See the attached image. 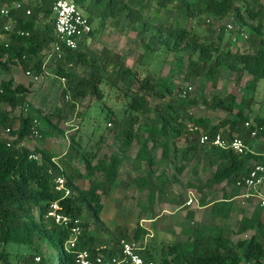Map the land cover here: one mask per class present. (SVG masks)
<instances>
[{"label": "trees", "instance_id": "16d2710c", "mask_svg": "<svg viewBox=\"0 0 264 264\" xmlns=\"http://www.w3.org/2000/svg\"><path fill=\"white\" fill-rule=\"evenodd\" d=\"M72 1L88 16L90 22L94 18L104 20L110 17L118 23L122 17H126L127 25L131 29H139L141 35L145 31L153 32L162 48L176 53L187 52L185 79L201 76L210 81L222 68H226L235 73L236 80L243 74L247 75L245 91L251 89L257 80L264 79V7L259 4L256 9L254 4L257 0H253V3L242 0L247 18L256 20L255 24L246 20L243 7L237 4L239 0H181L177 4L187 17L209 13L221 18L232 14L239 27H234L231 32L243 37L242 33L248 30L246 45L242 50L233 48L231 41L224 40L226 28L223 26H220L215 37L209 35L203 38L185 26L161 22L155 26L152 21H143L141 9L132 6L130 0ZM172 1L159 0V4L164 6ZM15 3L20 6L13 7ZM3 4L10 7V13L0 17V35L4 36L0 39V70L7 71L11 66L20 65L33 75L41 74L44 59L48 56L45 49L54 41L53 0H35L34 4L24 0H0V6ZM27 9L30 10L29 14L26 13ZM6 22L13 25L9 31L3 28ZM90 36L92 30L87 37ZM145 46L150 45L146 42ZM53 56L54 74L62 78L64 84L59 92V105L52 111L36 108L23 113L22 109L28 105V88L15 83L11 76L0 80V130L8 127L12 138L8 145V139L0 136V260L3 263L9 261L10 252L5 247L9 243L37 251L41 240L57 251L54 264H75L79 249L95 253L97 248L104 246L102 253L113 254L121 238L140 240L146 233L137 225L130 236L124 228L117 229V233L109 239L98 236V228L102 227V199L115 183L122 162L118 155L104 153L98 157L100 144L104 140L102 135L95 141V150H84L75 132H71L66 151L59 157H55L47 144V140L62 135L65 129H71L68 125L69 114L80 100L88 96L103 99L100 86L104 80L113 86L119 83L123 85V94L127 99L123 111L126 113L117 116L109 111L107 120H110V129L121 151L130 150L134 142L138 144L132 169L141 167L142 162L153 165L155 159L150 151L157 147L161 149V160H171L172 154L174 160L179 162L176 164L179 172L188 165L196 176L199 171L210 169L207 178H196L187 185L200 193L199 202L202 205L207 189L223 185L222 196L212 203L210 212L212 217L229 214L232 205L230 196L237 197L244 192L236 184L237 181L245 177L251 166L262 162V155L250 150L237 153L230 147L201 145L199 135L201 131L209 135L220 133L226 140L239 136L247 144L254 124H264V117L255 116L253 123L246 126L249 105L246 110L241 109L231 93L224 97L214 96L208 103L211 108L223 109L230 116L217 124H212L205 116L196 117L188 112V106L196 100L189 97L187 91L185 94L180 88L175 91L168 80L156 78L150 73L140 76L126 65L118 53L107 48L88 53L84 49L62 47L61 55ZM78 66H86L89 71L81 74L71 68ZM149 99H153L154 103L150 104ZM237 106L239 109L233 112ZM17 108L21 110L15 115ZM150 114L153 115L152 122L145 120ZM39 123L45 124V128L42 129ZM38 136L44 139L43 146L30 148L24 144L25 139ZM182 138L185 145L178 147L177 141ZM73 161L85 173L74 166ZM84 174L89 179L88 186L82 188L77 180ZM57 175L65 177V185L72 191L70 195H63V191L54 189ZM154 179L157 185H152L153 182L147 177L139 180L148 186L150 202L154 200L155 192L165 193L169 183L164 171ZM53 202H57L60 210L71 218L72 224L75 219L79 220L73 224L80 227L75 248L65 247L70 227L57 224L46 216ZM227 231L238 235L248 231L252 233L247 238L234 241L226 234ZM161 248L158 264H264V206L255 208L249 216L242 215L234 231L228 224H193L186 228L184 240L165 243ZM152 252L143 249L142 255L145 260L152 259L156 263ZM37 256V252H28L23 260L34 262ZM44 262L45 259L40 257L37 264Z\"/></svg>", "mask_w": 264, "mask_h": 264}, {"label": "rangeland", "instance_id": "374dc122", "mask_svg": "<svg viewBox=\"0 0 264 264\" xmlns=\"http://www.w3.org/2000/svg\"><path fill=\"white\" fill-rule=\"evenodd\" d=\"M27 1L34 2L35 0ZM180 1L181 0H173L164 6L159 4V0H130L129 2H131L132 6L141 9L143 21H152L155 26L160 22L164 24L170 23L172 25L185 26L203 38H208L209 35L215 37L220 26H223L226 28L224 40L231 41L233 48L237 47L240 50L245 48L246 38L235 36L234 33L231 32L233 29H228L227 26H225L226 23H231L234 27H239L232 14H227L221 18H217V16L209 13L187 17L177 7V4ZM251 1L253 3V0ZM237 4L243 7L242 11L246 20L251 24H255L257 22L256 20H250L247 18V14L244 11L243 1H237ZM259 4H262L264 7V0H257L254 7L256 9L259 8ZM39 21H41L40 18ZM114 21L115 19L110 17L104 20L94 18L91 21L92 36L87 37V35L80 42L78 48L84 49L88 53L99 52L102 48H107L111 52L118 53L126 65L131 69L136 70L140 76L150 73L156 78L168 80L174 85L175 91L179 88L181 90H186L188 96L196 100L194 104L188 106V112L196 117L205 116L212 124H217L230 115H228L227 111L223 109L211 108L208 103L213 100L214 96L224 97L230 93L235 96L236 101L241 105V109L246 110V106L249 105V119H253L255 116L264 117V79L257 80L248 91H245L244 89L246 86L245 82L247 80V75L243 74L239 80H236L235 73L226 68H222L217 76L210 81L205 80L201 76L185 79L184 74L188 62L187 52L176 53L162 48L153 32L145 31L141 35L139 29H131L127 25L126 17H122L118 23H115ZM136 25H139V23ZM245 31L248 34V30ZM234 36L235 40H233ZM2 37L4 36L2 35ZM146 42H148L150 46L146 47ZM53 57L54 56L51 55L49 58H46L47 63L45 64V69L39 74L40 76L38 80H33V78L30 77L31 75H27L20 65L11 66L7 71L0 70V80L11 76L14 78L15 83H21L28 88L26 94V102L28 105L26 104L25 108L22 109L23 113L33 111V109L36 108H41L45 112H49L52 111L56 105H59V92L62 87V79L54 74V62L51 60ZM178 58H181L179 64L177 63ZM71 68L73 69V67ZM74 69L81 74H85L89 71V68L86 66H78L74 67ZM100 87L103 99L98 100L94 97L88 96L80 100L76 105L75 110L69 114L68 125L71 126V129H65L62 135L47 140L48 146L53 150L56 157L62 155L66 151L70 141L69 134L71 132H75V137L80 140L81 149L84 150H95V141L102 135L106 141L104 144H100L98 157H102L104 153H112L113 151L119 153L118 143L115 142L113 130L110 129L112 125H110V120H107V118L109 111H112L113 114L117 116L126 113V111H123L127 101L123 94V85L119 83L118 86H113L110 82L104 80ZM188 87H190V89H188ZM66 99L68 100L69 98ZM149 102L150 104L154 103L153 99H149ZM2 106L7 108L5 104ZM238 109L239 106L234 107L233 112H236ZM20 110V108H17L14 111V114L17 115ZM145 120L152 122L153 115H148ZM39 126L42 129L45 128V124L43 123H39ZM25 144L30 148L41 147L44 144V139L42 137H32L25 139ZM184 144L182 138L177 141L176 145L178 147H183ZM137 147L138 144L134 142L128 152L129 155H125L121 167V183L120 177H118L117 181L109 189V192L103 197V209L100 215L102 227H99L98 231H96L98 232V236L109 239L117 233V229H121L120 226L116 225L117 222L126 225L127 228L130 226V228L133 229L136 227V223H143V225L152 231V233H150L151 236H146V239L154 247L152 255L157 263L159 261L160 251L162 250L160 240L164 239L171 242L174 239H183L184 237L179 233L178 227L174 228L175 225L173 226V223L176 220L174 217L170 219L169 222L166 220L168 223L166 224L168 226L166 231L161 230L162 227H157L156 229L153 228L156 226V224L154 226L153 223H157L158 220L152 222V225L150 222H143V220L140 221V219L138 220L139 213L142 209H145L146 206L152 204L153 201L150 202V199H148V193L147 191L144 192V190L143 195L146 199L144 200L143 198L142 200H139V193L141 192V190L139 191L140 187H137V183L132 181L135 174L131 168L133 164V156L135 155ZM151 154L156 161L160 158L161 149L159 147L154 148L151 150ZM174 159L175 158L172 157L171 161L162 160L160 163L161 169L166 173V181L169 182L167 185V192H163V195L166 196L168 190H171L167 195V199L171 197V194L173 196L180 194L182 196V201L186 204L188 197L193 194L194 199L191 197L193 199L191 205H196L200 193L190 188L187 184L192 183L196 178L204 180L205 177H207V174L199 173L196 177V175L190 172V167H186L184 171L179 173L175 168L176 161ZM95 161L96 160H94V162ZM73 165L83 171L82 167L75 161H73ZM83 173L85 172L83 171ZM136 173L137 175L139 174V172ZM173 174H175V176H173ZM93 177L94 176H92V178ZM139 177L141 176H138V178ZM88 179L89 177L84 174L81 179L77 180L78 186L82 188L88 186ZM152 182V185H154V183L157 185L156 179L153 178ZM143 187L146 186H142V189ZM214 197L215 193L209 195L210 200H214ZM252 198V200L242 196L233 198L229 214L217 218L216 221L219 224H228L232 231L236 230L242 215L249 216L255 208L260 206L259 198ZM170 201L173 206L172 200ZM133 203L134 205H132ZM208 216L209 208H205L202 215H200L197 220L199 223L207 222ZM168 230H173L174 233H171ZM251 233L252 231H248L244 234L238 235L235 233H229L228 231L226 232V234H229L234 241L241 237L247 238ZM5 247L9 249L10 252L7 264H37L35 258L34 262L30 263L23 260V258L28 255V252H37V255L45 259L44 264H54L57 258V251L41 240H39L37 251L31 250L24 245L12 246L11 243L7 244ZM0 264L5 263L0 260Z\"/></svg>", "mask_w": 264, "mask_h": 264}, {"label": "built area", "instance_id": "2783aa9c", "mask_svg": "<svg viewBox=\"0 0 264 264\" xmlns=\"http://www.w3.org/2000/svg\"><path fill=\"white\" fill-rule=\"evenodd\" d=\"M19 3H15L13 7H19ZM53 36L54 41L50 43L48 51L49 58L51 55L60 56L62 47L76 49L79 47L80 42L89 34L92 30L91 22L87 15L72 1V0H53ZM30 10L27 9L26 13L29 14ZM10 13V7L8 5L0 6V17L8 16ZM228 29H234L231 23H226ZM13 27L11 22H6L3 26L5 30H11ZM236 36V35H235ZM235 36L233 40H235ZM244 38L247 37V33H242ZM0 35V39H2ZM26 74H31L30 71H26ZM190 89V87H188ZM2 88L0 86V93ZM186 90L183 91L185 94ZM253 122L246 121L245 125L249 126ZM264 130V124L256 125L251 130L250 136H256L259 131ZM37 133V132H36ZM0 136L8 139L9 145L11 138L10 129L7 127L0 130ZM199 143L201 145H214L221 148L230 147L237 153H244L248 150V145L239 136H233L230 140H226L220 133L209 135L207 132L201 131L199 135ZM262 162L255 163L250 167L247 174L242 180L237 181V185L242 187L245 192L242 193L244 197L258 196L259 203L264 206V194L262 192L264 188V151L261 152ZM32 155H30L31 157ZM54 189L56 191H63V195H70L72 191L65 185V177L63 175H57L54 178ZM191 198L186 201L189 205L192 203ZM47 217L54 220L55 223L64 227H70L71 232L69 238L65 243L66 248H75L78 235L80 233V227L73 225L78 223L79 220L75 219L72 224L71 218L60 210L57 202L50 204L46 213ZM105 249L101 246L96 249L95 253H91L87 249H79L76 253L75 264H156L152 259L145 260L142 255L144 249L140 240L121 238L119 240L117 251L113 254L102 253L101 250ZM38 262L40 257H35Z\"/></svg>", "mask_w": 264, "mask_h": 264}, {"label": "crops", "instance_id": "0c3cea01", "mask_svg": "<svg viewBox=\"0 0 264 264\" xmlns=\"http://www.w3.org/2000/svg\"><path fill=\"white\" fill-rule=\"evenodd\" d=\"M24 1L27 2V3H29V4H34V2H35V1L34 2H28L27 0H24ZM45 51H47V49ZM46 58H47V56L45 57L44 62H43V67H44L43 68V71H44L45 66H46L45 64L47 63L46 62ZM73 69H74V67H73ZM74 70H76V69H74ZM27 75H31L30 77H32L33 80H38L39 79V76H40V75H33L32 73L31 74H27ZM63 84H64V80L62 79V86H63ZM252 120L253 119H251V118L249 119V121H252ZM105 141H106V139L104 138L102 144H104ZM115 142H117V141L115 140ZM24 144H25V141H24ZM247 145H248V150H250V151H252L254 153H261L262 151H264V131L261 132V133H259V134L257 133L256 136H254V137L253 136H250L249 139L247 140ZM130 149H131V147H130ZM118 150H119V153L113 151L112 153H107V154L118 155L122 159L121 165L119 167L118 176H117V179H118V177H120V183H121V176H122V174H121L122 173L121 172L122 168L121 167L123 165V160L125 158V155H129L128 154L129 150L126 151V152L125 151L124 152L121 151L119 149V144H118ZM136 150H135V152H136ZM150 154H151V151H150ZM134 156H133V158H134ZM55 157H56V155H55ZM161 161L162 160L160 158L158 160H156L154 162V164H153L154 166L153 165H151V166L149 165L148 166L145 162H142L141 167H139L137 169H133L135 175H134V178L132 179V181H134L135 183H137L136 186L137 187H140L139 191L141 190V192L139 193V195H140L139 200H142L144 198L143 193L145 191H147V193H149L148 186L143 187V189H142V186H144V185H143L142 182H139V180L142 177H147L149 181H152V179L155 178L156 175H158V173H161V171H164L160 167ZM169 161H171V160H169ZM176 164H179V162H176L175 163V168H176ZM187 167H190V172L193 173L192 170H191V166L188 165ZM209 171H210V169H206V171H203V172L202 171H199V173L205 174V175L207 174V177H208L209 176ZM81 172H83V171L81 170ZM136 172H139V174L137 175ZM179 173H181V172H179ZM128 175H129V172H128ZM138 176H141V177L138 178ZM152 176H153V178H152ZM173 176H175V174H173ZM207 177H205V178H207ZM117 179H116V181H117ZM120 183H119V186H120ZM222 186L223 185H221V186H219L217 188L207 189L206 190V199H205V202H204L203 205L199 202V200L197 201V204L196 205H191L193 202L191 204H189L191 206L186 205L182 201V196L180 194H178L176 196H173L171 194V197H169V199H167V195L170 193L171 190H168V193H167L166 196H164L163 193L162 194H158L157 192H155L153 203L152 204H149L148 206H146L145 209H142V211L139 213L138 220L140 219V221L143 220V222H150L151 225H152V222H154L155 220H158L157 223H153L154 226L156 224V226L153 227V228L156 229L157 227H162L161 230L166 231V228H168V226L166 225V224H168L167 222H169V220L174 217L176 220L174 221L173 226L175 225L174 228L175 227L176 228L177 227L179 228V233L184 238L183 239H174L172 241H177V240H181L182 241V240H184L186 238V228L187 227H191L193 224L198 225V226H202V225H205V224H209L210 222H216V223H218L216 221V219L217 218H220V217H212L210 211H211V205H212V203L215 202L216 200L220 199L221 196H222V192L224 190V188H222ZM143 190H144V192H143ZM166 192H167V190H166ZM210 192L211 193H215V197L213 198L214 200H210V198H209V195L211 194ZM262 192L264 194V188H263ZM240 196H242V194ZM240 196H237V197H240ZM191 197H193V199H194L193 194L190 195L188 197V199L191 198ZM242 197H244V196H242ZM252 197L258 198V196H252ZM252 197H248V199L249 200H252L253 199ZM233 198H236V197L230 196L229 199H231V201H232ZM145 199L146 198H144V200ZM170 200H172L173 206L170 203L171 202ZM132 205H134V203ZM205 208H209L208 221L207 222L199 223V221L197 219L199 218L200 215H202L203 210ZM166 220H167V222H166ZM136 224L139 225L142 229H144L146 231V233L144 234V236H142L141 239H140L141 243L143 244L144 250L153 251L154 250V247L146 239V236H151L150 233H152V231L149 228H147L145 225H143V223H140L139 222V223H136ZM136 224H135V226H137ZM116 225H118L121 228H124L125 230H127L126 232H127V234L129 236L132 235L133 231L136 228V227L134 229L133 228H130L129 225H127V226H129L127 228L126 225H122V223H118V222H117ZM219 225H225V224H219ZM171 226H172V224H171ZM168 231H170L171 233H174L173 230H168ZM241 238H245V237H241ZM160 242H161L162 245L165 244V243H171V242H168V241H166L164 239L160 240Z\"/></svg>", "mask_w": 264, "mask_h": 264}]
</instances>
